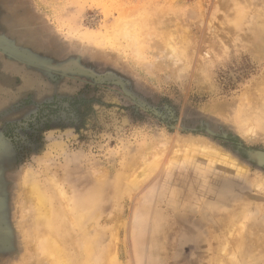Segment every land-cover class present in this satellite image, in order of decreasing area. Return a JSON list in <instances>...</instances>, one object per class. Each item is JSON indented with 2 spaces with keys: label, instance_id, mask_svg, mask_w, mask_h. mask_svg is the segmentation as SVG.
Segmentation results:
<instances>
[{
  "label": "rangeland",
  "instance_id": "rangeland-1",
  "mask_svg": "<svg viewBox=\"0 0 264 264\" xmlns=\"http://www.w3.org/2000/svg\"><path fill=\"white\" fill-rule=\"evenodd\" d=\"M263 84L264 0H0V264H51L101 185L57 233L80 263L264 264Z\"/></svg>",
  "mask_w": 264,
  "mask_h": 264
},
{
  "label": "bare ground",
  "instance_id": "bare-ground-1",
  "mask_svg": "<svg viewBox=\"0 0 264 264\" xmlns=\"http://www.w3.org/2000/svg\"><path fill=\"white\" fill-rule=\"evenodd\" d=\"M160 24L162 25L161 22H160ZM180 38H182V37H180ZM189 43H190V41H189ZM203 56H205V55H203ZM260 83H263V82H260ZM259 91L261 92V94H264V84L262 85L261 90H259ZM247 96H249V95H247ZM261 100H263V99H261ZM259 101H260V99H259ZM259 108H258V112H257V109H255L256 110V113H254V114L256 116L257 113H258L259 114L258 117L263 120L261 122H264V119L261 116V115L264 114V110H263L264 107L262 109H259ZM260 123H257V124H260ZM261 125H263V124H261ZM249 126H250V123H249ZM249 126H247V127H249ZM259 127H260V125H259ZM262 128H263V126H262ZM218 152L219 151L215 150V148H212V146L211 147L210 146H207V148L204 150L203 154H208V155H210L212 157L213 156H215V157H218L219 156V158H220L219 160L222 161L221 164L224 165V167L225 166L226 167L228 166L230 168H236V169L239 168V166L235 162H233V160H231L230 158H228V161H226V158L227 157L226 158H224V157L221 158V154L222 153H220V155H219ZM198 156H199V154H198ZM223 156H225V155H223ZM206 157H208V156H206ZM208 159H210V158H208ZM212 159H210V161ZM207 161H209V160H207ZM196 163H199V162L196 161ZM32 183H34V182H32ZM102 188L103 187L101 185L99 187V189H96L94 191L85 193V195H83L80 198V200L77 201V202L74 201V200L72 202L70 200H67L66 197L64 198L63 195H62V193L59 191L61 193V196H62L61 198L64 199V200H61L60 199L61 200L62 207L61 208H59V207L52 208L51 213H50V216L45 219V223H46V225H47V227L49 229V232H51V236L48 237V238H46L47 239L46 243H45V241L43 242L45 244V246H43V248L46 250L47 253H49V254L51 253V258L50 259H53V260H50V261H52L53 264H116L115 263V260H114L115 256H113V254L111 253L109 247H107L104 250V252L102 253L101 258L99 257L101 260H99L98 262H95V263L90 262V260L92 258L91 257L92 256V244H90V242H87V241L84 243V245L83 244L81 245L82 250H81L80 256L82 257V261L83 262L80 263V262L72 259L71 255H70V257L67 256L68 251H66V247H61V245H60L61 244L60 243V240L61 239L59 240V239L56 238L57 237V233H59V231H63L65 233H67V234H71L72 235L73 233L75 234V232H77V231L79 232L81 230V227L83 226V219H86L87 215L92 211L93 204H94L95 199H96L95 197L102 190ZM30 190L31 191H29V192L33 195V198H34V206H36V208L38 210L43 211V212L46 213V209H47V207L49 205L52 204V202H53L52 199L53 198L51 196H49V194L48 195L47 194H43V192L41 190H39L38 184H37V186H36V184L35 185H32V187L30 188ZM31 198H32V196H31ZM31 200H33V199H31ZM39 228H41V227H39ZM71 238H74V237H71ZM48 239H50V241ZM72 241H74V240L72 239ZM70 244H72L71 246H73V245H76V242L74 241V242H72ZM97 258L98 257H96V259ZM50 261H49V263H50ZM52 262H51V264H52Z\"/></svg>",
  "mask_w": 264,
  "mask_h": 264
},
{
  "label": "water",
  "instance_id": "water-1",
  "mask_svg": "<svg viewBox=\"0 0 264 264\" xmlns=\"http://www.w3.org/2000/svg\"><path fill=\"white\" fill-rule=\"evenodd\" d=\"M10 50L13 51L15 54H17L19 57L25 58L28 62L33 63V61H36L35 55H33L31 52L24 50L22 48H19L14 45L9 46ZM255 161L258 165L264 166V151L262 150H257L255 152ZM6 241V238L4 239L2 229L0 228V243H4ZM9 241V239H8Z\"/></svg>",
  "mask_w": 264,
  "mask_h": 264
},
{
  "label": "flooded vegetation",
  "instance_id": "flooded-vegetation-1",
  "mask_svg": "<svg viewBox=\"0 0 264 264\" xmlns=\"http://www.w3.org/2000/svg\"><path fill=\"white\" fill-rule=\"evenodd\" d=\"M15 130V129H14ZM3 134L5 135V136H8V135H11V134H13L12 132H8V130L6 129L5 131H3ZM0 141H1V139H0Z\"/></svg>",
  "mask_w": 264,
  "mask_h": 264
}]
</instances>
